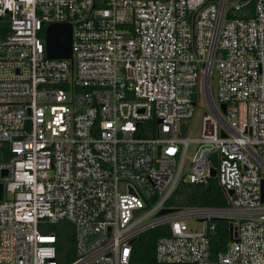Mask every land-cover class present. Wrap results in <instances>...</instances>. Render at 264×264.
<instances>
[{
  "label": "built area",
  "instance_id": "2783aa9c",
  "mask_svg": "<svg viewBox=\"0 0 264 264\" xmlns=\"http://www.w3.org/2000/svg\"><path fill=\"white\" fill-rule=\"evenodd\" d=\"M52 24L71 58L47 57ZM210 179L226 207L166 206ZM263 180L264 0H0V264H130L159 227V264H264Z\"/></svg>",
  "mask_w": 264,
  "mask_h": 264
},
{
  "label": "trees",
  "instance_id": "16d2710c",
  "mask_svg": "<svg viewBox=\"0 0 264 264\" xmlns=\"http://www.w3.org/2000/svg\"><path fill=\"white\" fill-rule=\"evenodd\" d=\"M226 196L218 186L216 179H210L208 185L190 184L181 181L173 195L167 201L170 208L188 207H226ZM57 235L60 239L59 256L61 263H68L75 257L72 241V226L63 222ZM166 228L159 227L146 231L135 240L130 264H159L155 259V244ZM230 240V225L228 222H218L211 238L210 250L212 258L222 252Z\"/></svg>",
  "mask_w": 264,
  "mask_h": 264
},
{
  "label": "water",
  "instance_id": "95a60500",
  "mask_svg": "<svg viewBox=\"0 0 264 264\" xmlns=\"http://www.w3.org/2000/svg\"><path fill=\"white\" fill-rule=\"evenodd\" d=\"M46 54L49 58H71V25L52 24L47 28ZM224 105L222 109L224 110ZM215 176V171L211 170V177ZM231 193V192H230ZM2 196V186L0 185V199ZM262 200L264 201V180L262 181ZM169 212L168 209L161 211V214ZM232 233L230 231V238Z\"/></svg>",
  "mask_w": 264,
  "mask_h": 264
},
{
  "label": "rangeland",
  "instance_id": "374dc122",
  "mask_svg": "<svg viewBox=\"0 0 264 264\" xmlns=\"http://www.w3.org/2000/svg\"><path fill=\"white\" fill-rule=\"evenodd\" d=\"M198 108L195 111L194 117L189 121L188 123V136L197 138L201 134V118L204 114V112H207L208 114L210 113V110L208 108L207 103L205 100L202 98L200 100V103L197 106ZM193 145L190 146V151H192ZM187 225L189 227H197L198 224L194 223L192 220H186Z\"/></svg>",
  "mask_w": 264,
  "mask_h": 264
}]
</instances>
